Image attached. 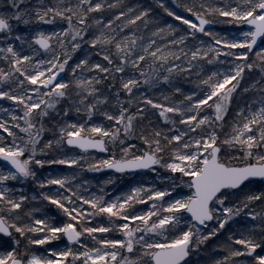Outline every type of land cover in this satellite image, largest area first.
Instances as JSON below:
<instances>
[{
    "label": "snow or ice",
    "instance_id": "1",
    "mask_svg": "<svg viewBox=\"0 0 264 264\" xmlns=\"http://www.w3.org/2000/svg\"><path fill=\"white\" fill-rule=\"evenodd\" d=\"M0 264H264V0H0Z\"/></svg>",
    "mask_w": 264,
    "mask_h": 264
},
{
    "label": "rangeland",
    "instance_id": "2",
    "mask_svg": "<svg viewBox=\"0 0 264 264\" xmlns=\"http://www.w3.org/2000/svg\"><path fill=\"white\" fill-rule=\"evenodd\" d=\"M37 167H39V166H37ZM45 168H50V169H60V168H65V167H67V166H65V165H45L44 166ZM89 176H97V177H100L101 179H103V177H104V173H89L88 174ZM128 178H122L121 179V181H118L117 182V187H121L122 185H123V182L125 181V180H127ZM32 187H35V185H32ZM109 189H111L112 188V185H108L107 186ZM45 203H47V202H45Z\"/></svg>",
    "mask_w": 264,
    "mask_h": 264
},
{
    "label": "trees",
    "instance_id": "3",
    "mask_svg": "<svg viewBox=\"0 0 264 264\" xmlns=\"http://www.w3.org/2000/svg\"><path fill=\"white\" fill-rule=\"evenodd\" d=\"M149 2H151V0H149ZM169 2H171V0H169ZM161 14L164 15V16L167 15L166 13H163L162 10H161ZM169 19H171V18H169Z\"/></svg>",
    "mask_w": 264,
    "mask_h": 264
}]
</instances>
